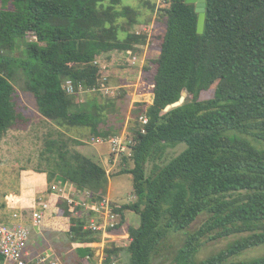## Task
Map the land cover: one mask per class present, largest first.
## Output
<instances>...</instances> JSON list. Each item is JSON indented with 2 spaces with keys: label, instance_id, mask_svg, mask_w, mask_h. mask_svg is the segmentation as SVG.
Returning a JSON list of instances; mask_svg holds the SVG:
<instances>
[{
  "label": "trees",
  "instance_id": "obj_1",
  "mask_svg": "<svg viewBox=\"0 0 264 264\" xmlns=\"http://www.w3.org/2000/svg\"><path fill=\"white\" fill-rule=\"evenodd\" d=\"M140 4L154 13L155 0ZM206 4L201 35L196 5L171 0L159 20L165 28L159 56L143 68L148 79L146 73L156 67L150 77L153 102L131 113L133 167L121 171L132 174L137 198L119 210L122 225L128 211L141 220L139 228H129L130 264H264V256L238 260L264 247V0ZM140 18L139 8L124 0H0V140L23 119L15 82L34 94L39 113L58 127L89 128L104 139L121 134L101 131L102 107L90 100L78 103L79 88L97 84L99 59L113 52L142 54L147 39L135 27L151 20ZM68 80L77 94L64 90ZM210 90L213 96L202 99ZM184 93L183 105L165 111ZM145 110L149 123L142 133L138 118ZM180 144L186 149L159 165L167 150ZM41 156L49 164L38 172L47 176L48 195L53 184L71 183L96 199L108 196L105 167L63 139L49 138ZM148 163H153L150 175ZM50 199L54 209L45 228L80 243V262L87 264L98 239L65 200ZM201 216L206 220L192 230ZM174 236L183 237L177 249L170 242ZM232 237L225 249L198 260L208 242Z\"/></svg>",
  "mask_w": 264,
  "mask_h": 264
},
{
  "label": "rangeland",
  "instance_id": "obj_2",
  "mask_svg": "<svg viewBox=\"0 0 264 264\" xmlns=\"http://www.w3.org/2000/svg\"><path fill=\"white\" fill-rule=\"evenodd\" d=\"M138 1L139 0H128L126 3L136 6L139 3ZM152 15L153 14L151 13L149 18L144 20V22L149 19L152 20ZM161 19L162 15L157 16L158 21ZM157 31V39L154 43V47L149 51L150 61H154L159 56L160 44L165 33V28L162 25H159ZM124 35L125 34H122V36ZM113 53L114 56L112 58L103 57L110 65H113V67H111V74L116 75L117 73L113 72H116L117 69L123 71L128 69L129 72L120 73L124 74L123 76L126 77L124 83L122 80L118 81L116 77H113L111 78V84L115 87L124 86L123 84H125L127 88L120 90L121 93L116 99L107 98L98 93H80L78 103L80 102V104H84L90 100L89 102H95L102 107L103 117L100 125L101 131L110 133L121 132L126 126V129H129L134 134V123L131 122L132 118L129 119V122H126V116L124 115L129 112L131 99L134 100L136 98L132 96V92L134 91H141L146 96L143 98L137 97V100L140 101L136 102L132 109L134 110L139 104L143 106L146 105L147 108V102L145 101L147 100L148 94L152 91L150 77L154 74L156 67H152L151 72L146 73L148 80L144 73H134L136 69L130 68L131 59L128 61L129 58H127L124 53ZM147 62H145L144 67L146 65L148 66ZM14 84L17 89L15 94V104L18 112L23 115V119L19 120L17 125L0 140V227L5 224V222L14 219L13 215L15 213H21L31 218L32 212L30 211L33 210L36 205L31 208L25 204L21 205L22 202L18 199L20 193V177L22 171L33 170L35 173H38L41 170H48L49 164L44 161L41 154L45 150L46 142L49 138L63 139L72 150H77L81 153L83 149L84 155L104 166L100 152L98 153V157H95L92 152L97 148L102 151V154L109 155L110 151L108 142L110 138L114 136L111 134L108 139H104L96 136L89 128L58 127L56 123L48 121L39 113L34 94L25 91L20 83L15 82ZM212 96L213 91L210 90L204 92L201 98L209 99ZM76 142L82 143V145H77ZM185 149V144H180L176 148L168 149L163 159L158 162L159 165L163 166L167 164ZM132 167V156L125 154L119 158V162L111 169L112 172L110 175L108 194L109 198L119 205H129L137 201L136 196L133 194L134 180L132 174H121L122 170ZM106 168L108 169L109 166ZM152 169L153 163H148L147 175L152 173ZM126 215L127 223L124 225L126 232L129 228L140 227L141 220L138 214L128 211L126 212ZM206 218V216H201L193 224L192 230L198 229L204 223ZM235 239L236 238L232 237L215 242H208L198 255V260H204L212 254L225 249L228 244ZM170 242L173 243L177 249L183 244V237L174 236L170 239ZM79 244L80 243L74 242L72 238L66 234L57 233L45 228L33 227L31 229L30 239L26 244V250L29 249L33 252L32 258H36V256H45L48 259L54 258L60 262V254L63 253L64 255L71 253L72 256L77 257L79 253L82 252L81 249H83ZM71 249L73 252H71ZM126 249V251H123L120 254L123 258L125 257V264H129L131 262V256L128 247ZM72 256L70 259L72 258L73 260L74 258ZM262 256H264V247L249 250L239 257L238 260H251Z\"/></svg>",
  "mask_w": 264,
  "mask_h": 264
},
{
  "label": "built area",
  "instance_id": "obj_3",
  "mask_svg": "<svg viewBox=\"0 0 264 264\" xmlns=\"http://www.w3.org/2000/svg\"><path fill=\"white\" fill-rule=\"evenodd\" d=\"M155 4L152 20L135 27V33L140 37L145 36L147 39L146 45L142 47V54L132 57L124 53L129 58L128 61L131 59L130 63L132 66H137L141 63L144 68L145 62L149 59L153 38L157 36L158 32L159 21L157 16H160L165 10L170 8L171 0H155ZM96 65L102 70V76L98 79L97 84L88 88L81 86L79 92L98 93L107 98H117L121 93L120 90L127 88L126 85L115 87L111 84V66L104 58L96 61ZM139 73L143 74L144 72L140 70ZM63 88L68 95H75L78 92L72 80L66 81ZM151 88L152 90L154 88L152 84ZM136 93L143 97L146 96L141 91ZM138 122L142 128V133H145V127L149 123L146 110L139 116ZM125 129L121 134L110 138L108 142L110 153L107 161L109 168H106V172L109 177L112 172L111 169L119 162V158L125 154L132 156L131 152L136 145L135 134L129 129ZM51 190L52 193L50 195L38 198L35 202L36 206L34 205L35 207L31 211V224H3L0 227V254L3 257V264H61L58 260L54 258L48 259L45 256L32 258V254L26 250L31 229L33 227L45 228V223L48 217L51 216V210L54 209L50 202L51 195H56L59 199L65 200L73 212V217L81 219L84 224V230L90 232L98 239V242L93 246V253L86 257L87 264H121V254L110 255L109 250L129 247L130 245L129 232L120 234L123 233L121 232L123 225L119 210L123 205L113 202L108 196L96 199L92 191H79L71 183H55L52 185ZM58 210L54 211L53 217L58 215ZM13 216L18 220L24 218V214L21 213H15ZM122 241H124L123 244H121ZM79 246L82 245L79 244Z\"/></svg>",
  "mask_w": 264,
  "mask_h": 264
},
{
  "label": "crops",
  "instance_id": "obj_4",
  "mask_svg": "<svg viewBox=\"0 0 264 264\" xmlns=\"http://www.w3.org/2000/svg\"><path fill=\"white\" fill-rule=\"evenodd\" d=\"M126 1H128V0H124L125 4H129V3H126ZM138 2H139L138 5L133 6V7L139 8L140 13H141V18L140 19H141L142 22H144V20H146V19L149 18V16L151 15V12L148 10L147 7H143L140 4V0ZM113 56H114V53H111L107 57L112 58ZM110 66L113 67V65H110ZM130 68L136 69V71L134 73H139L140 70H143L142 69L143 68V65L141 63H139V65H137V66H132L131 65ZM127 72H129L128 69H126L124 71L123 70H120V69H117L116 72H113V73H117V74L116 75H112V78L113 77H116V79L118 81L122 80V82L124 83L126 77L123 76L124 74H120V73H127ZM138 86H140V85H138ZM132 96L133 97H136V98L134 100L131 99V102L129 104V112L125 113L126 115H124V116H126V122H129V119L131 118V113H132L131 111H133L132 108L134 107V104L136 102H139L140 101V100H137V97L143 98L142 95L137 94L135 91L132 92ZM153 96L154 95H153V90H152L148 94L147 100L145 101V102H147V105L148 106L150 104H152V102H153ZM126 125H127V123H126ZM100 139H102V138H100ZM99 152L101 154L102 161L104 162V166L106 168L107 167V161H108L109 155L102 154V151L101 150H98L97 148L92 153H93V155L95 157H98V153ZM82 153H83V149H82ZM19 185H20L19 186V192L20 193H19L18 199H19V201L22 202L21 205H24L25 204L26 206H28L29 208H31V207H34V205L36 204L35 202L37 201L38 198L47 197L48 196V194L45 193V187L47 185V176L45 174L35 173V171H33V170L22 171ZM108 197H109V194H108ZM13 218L14 219L5 222V224H9V225H18L20 223L27 224V225L31 224V220H30V218L27 215L26 216L24 215V218L22 220L15 219L14 216H13ZM126 223H127V218H126V222L124 223V225ZM123 226H122V230H121V232H123V233H120V234H124L126 232L125 226H124V228H123ZM127 232H129V230ZM57 233H60V232H57ZM63 234H65V233H63ZM123 243H124V241L121 242V244H123ZM126 248L127 247H120V248H116V249H118L119 251L121 250L120 252L118 251V253H121L123 251H126L127 250ZM27 252L30 253V254H33V252L31 250H29V249H27ZM71 252H73L72 249H71ZM60 256H61L60 257L61 264H82L80 262V261H82V259H81V257L79 255L76 257V256H72L71 253H67L66 255H64V253H63V254H60ZM71 256L74 258L73 260H72V258L70 259ZM125 263H126V259H125V257L123 258V256H122V258H121V264H125ZM1 264H3V262H1Z\"/></svg>",
  "mask_w": 264,
  "mask_h": 264
},
{
  "label": "water",
  "instance_id": "obj_5",
  "mask_svg": "<svg viewBox=\"0 0 264 264\" xmlns=\"http://www.w3.org/2000/svg\"><path fill=\"white\" fill-rule=\"evenodd\" d=\"M187 3L196 5V13L199 14L198 33L202 35L204 33L205 22H206V6H207L206 0H187ZM186 96L187 94L184 93L182 98L178 102L168 105L165 111H170L174 108L183 105L186 102ZM159 262L160 260L156 261L153 264H158Z\"/></svg>",
  "mask_w": 264,
  "mask_h": 264
}]
</instances>
